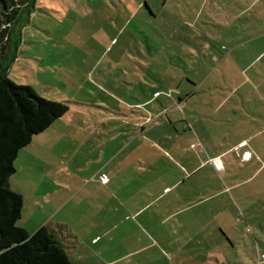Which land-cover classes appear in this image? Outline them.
<instances>
[{
  "label": "rangeland",
  "instance_id": "374dc122",
  "mask_svg": "<svg viewBox=\"0 0 264 264\" xmlns=\"http://www.w3.org/2000/svg\"><path fill=\"white\" fill-rule=\"evenodd\" d=\"M144 1L39 0L36 11L15 26L13 41L19 43L0 54V66L17 85L70 109L19 154L12 182L26 199L18 225L32 234L51 219L65 222L68 232L58 235L73 264H264V137L253 143L252 164L232 165L226 179L205 168L180 190L173 187L178 147L191 144L178 99L206 107L213 81L225 84L221 68L209 76L215 65L206 52L207 36L213 38L207 10L197 24L191 19L195 1L203 0H146L151 9ZM68 62L75 69L60 71ZM61 77L62 85L55 84ZM146 98L153 100L152 123L146 124L152 128L145 135L136 129L135 142L128 144L132 126L121 120L132 110L144 113L131 105ZM257 128L216 126L214 135L219 129L249 135ZM117 134L122 136L116 141ZM165 152L175 161L159 158ZM149 156L153 169L138 165ZM63 168L75 198L63 210L59 196L49 206H34V196L68 177ZM221 177L231 189L219 196L225 189ZM168 187L172 193L160 199ZM206 199L184 214L191 217L183 229L177 215L164 221ZM52 212L56 217H48Z\"/></svg>",
  "mask_w": 264,
  "mask_h": 264
},
{
  "label": "crops",
  "instance_id": "0c3cea01",
  "mask_svg": "<svg viewBox=\"0 0 264 264\" xmlns=\"http://www.w3.org/2000/svg\"><path fill=\"white\" fill-rule=\"evenodd\" d=\"M144 5H146L148 9H151L146 0L144 1ZM187 6L191 5L187 4ZM194 6V11H196V9L198 10L195 15H192L191 19L197 24L202 18L205 10H207L205 23L210 29L209 33H212L210 35H213V38L210 39L209 36H207L208 43L206 42L208 60L215 65L214 70L209 72V76L212 77L216 75L221 68V77L225 84L222 85L220 82L213 81V86L209 91L211 102L207 103L206 107H194L189 99H178V109L181 110V107L184 108V111L180 112L182 116L180 119L185 126V130L190 133V138L187 140L191 143L189 148H184V145H182L178 147V152H176V155L178 154V162H176L178 164V182L174 184L173 187L178 188V190L184 186L188 178H191L205 168H209L215 174H224L226 179L228 176V169L232 165L244 167L246 164H252L254 152L256 153V146L254 148L253 143L259 138L264 137V128H259V126H264V113L262 112V110H264V0H203L201 2L195 1ZM17 43L19 42L17 41ZM218 45L222 46L221 50ZM2 48L3 46H0V52ZM8 50H10V47H6L5 52H8ZM190 54L196 57L195 48L191 49ZM64 68L70 71L75 69L74 65L69 62L67 66L63 64L60 71H66ZM64 79L65 77H61L59 81L54 80V82L56 81L55 84L62 85ZM189 82L193 84L192 81L189 80ZM156 93L157 92L154 93V96ZM190 93L191 92L188 91L187 97H189ZM147 98L146 102H138L140 104L131 105L132 108H135V105L137 108H143L144 113L134 112L132 110L134 114L131 117H127L126 120H121L123 122L126 121L128 125L132 126L130 139H127L128 144L132 145L135 142L134 134L136 133V129H140V134L145 135L152 128H146V124L152 123V109L150 106L153 103L152 99ZM62 103L66 104V102ZM254 105H256V107ZM202 106H205V104H202ZM201 110L205 111V113L203 114ZM135 113H137L138 116H136ZM139 115H141V117H139ZM61 119L56 121L50 128L57 122H60ZM216 126L237 128L253 126L258 128L249 135H247L245 130L242 134H235L228 129H219V134L214 135L217 131L214 130ZM117 131H119V129H117ZM226 132H230L228 136ZM40 135L41 134L37 136ZM119 136L122 135L117 134L114 139L117 141ZM217 136L223 138V141H219L218 144L216 139ZM191 141L194 142L192 143ZM243 143H246V145L241 146ZM199 148H201V150L198 152ZM115 154V157L118 158L120 156L119 150H116ZM164 157L173 160L175 156L172 157L170 152H165V154L161 155L159 158L162 159ZM214 159H219L222 162L223 169L221 171L215 169L212 163ZM236 159L238 163L235 162ZM173 161H175V159ZM137 163L145 167L144 169L150 170L155 167L154 163L151 162L150 156L147 157L146 162L138 161ZM62 171L63 174H65V172L68 173V177L63 179L61 184H55L54 188L50 186L47 187L44 191L45 194L41 192L40 195L34 196V206L40 207L42 203L49 206L52 202L51 198L57 196H59V204L61 205L58 209L63 210L71 203V200H73L77 194V190L74 191L71 186L70 175L69 172H67V168H63ZM220 179L225 189L219 196L226 194L225 192L231 189V187L227 188L225 186V179L223 177ZM12 180L13 178L11 179V188L15 192L21 194L25 200L26 194L23 189L15 186ZM236 187L235 185L233 186V188ZM168 189H172V187L165 188L163 194L159 197L160 199L172 193L171 190L166 193ZM182 193L183 192L180 194L178 193V204L181 203ZM219 196H215L214 198ZM191 197L192 195L190 199ZM207 200L209 199L199 200L200 202L196 204H190L181 210L178 209V211L176 210L173 214L167 215L164 221L177 215L178 228L183 229L185 223H187L191 217L190 215L184 216V214L197 209L200 204L207 203ZM170 202L173 203L174 200ZM54 215L55 214L52 212L48 217H53ZM54 217H56V215ZM198 217L200 216H196L195 219H198ZM43 226H48L61 235L63 231L68 230V225L65 222H54V219H51ZM69 236L72 237V234L69 233ZM93 242H96L95 239H93Z\"/></svg>",
  "mask_w": 264,
  "mask_h": 264
},
{
  "label": "trees",
  "instance_id": "16d2710c",
  "mask_svg": "<svg viewBox=\"0 0 264 264\" xmlns=\"http://www.w3.org/2000/svg\"><path fill=\"white\" fill-rule=\"evenodd\" d=\"M39 0H0L1 56L15 47V26L36 11ZM25 13V15H23ZM62 102L39 96L33 88L14 83L0 66V264H73L59 233L48 226L30 233L18 222L24 197L11 188L20 152L35 136L69 113Z\"/></svg>",
  "mask_w": 264,
  "mask_h": 264
},
{
  "label": "built area",
  "instance_id": "2783aa9c",
  "mask_svg": "<svg viewBox=\"0 0 264 264\" xmlns=\"http://www.w3.org/2000/svg\"><path fill=\"white\" fill-rule=\"evenodd\" d=\"M245 145H246V143H243L241 146H245ZM212 163H213L216 170L221 171L223 169L222 162L219 159L212 160ZM102 181L106 182L107 179L102 177Z\"/></svg>",
  "mask_w": 264,
  "mask_h": 264
}]
</instances>
